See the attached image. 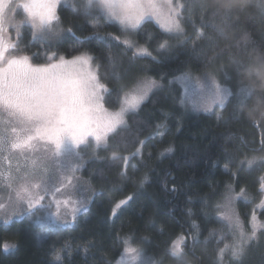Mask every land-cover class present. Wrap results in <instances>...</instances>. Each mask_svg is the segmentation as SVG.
<instances>
[{"label": "trees", "instance_id": "16d2710c", "mask_svg": "<svg viewBox=\"0 0 264 264\" xmlns=\"http://www.w3.org/2000/svg\"><path fill=\"white\" fill-rule=\"evenodd\" d=\"M179 1L185 5V42L161 50L169 34L153 20L140 27V41L156 56L139 55L116 39L120 25L96 11L86 13L80 0L60 4L64 36L51 47L33 41L29 25L18 40L13 32V43L29 54L41 49L59 55L91 53L108 85L112 107L119 105L131 77L150 75L165 85L128 114L127 123L110 136L109 147L100 149L101 157L88 163L85 174L97 191L91 207L56 229L34 225L31 217L1 224L0 264H116L127 238L152 254L157 264H264V232L240 262L217 255L223 247L218 237L228 231L218 215L225 193L233 187L255 196L261 193L264 165L249 168L241 161L264 149V11L257 0H208L211 10L230 17L221 33L215 28L221 15L202 12L201 0ZM94 23L102 28L93 29ZM198 32L206 39L193 46ZM187 70L214 71L233 90L228 104L213 113L190 112L181 102V86L167 88L172 77ZM241 84L252 90L244 105L235 95ZM113 152L129 157L127 163L113 159ZM128 197L113 216L114 205ZM239 204L246 210L244 201ZM260 215L264 218V209ZM180 235L185 238L184 255L176 258L170 248ZM5 241L11 245L7 251ZM61 251L63 259L56 263L54 256Z\"/></svg>", "mask_w": 264, "mask_h": 264}, {"label": "snow or ice", "instance_id": "6c2138e0", "mask_svg": "<svg viewBox=\"0 0 264 264\" xmlns=\"http://www.w3.org/2000/svg\"><path fill=\"white\" fill-rule=\"evenodd\" d=\"M59 2L60 0H21L16 3L15 0H0V156L8 165L7 173L0 171V179L5 180V186L15 193V200L26 205L27 215L35 218L34 225L47 224L51 229L61 226L62 204L67 207L75 203L76 206L72 208L73 218L80 208L87 210L82 200L72 202L69 199L63 201L55 199L56 193L72 184L73 175L62 176L61 186H53V201L56 206V211L53 212L51 203H43L49 193V182L43 175L48 171L47 164L33 159L26 163L22 170L18 163L15 168L16 175H13L12 155L24 156L27 160V154L35 152L37 144L42 143L44 151L51 152L52 162L62 173L74 174L83 166L81 146L88 147L91 144L95 149H107L110 136L125 125L126 114L134 112L146 98L147 93L156 86L155 81L142 83L133 93L124 95L122 99L118 97L120 106L117 111H109L105 107L104 95L108 88L92 70L93 57L88 53L82 52L71 59H66L63 55L57 57L55 52L51 54L46 52L47 62L43 64H33L31 57L19 54L17 44L4 35L7 31L5 25L15 20V9L21 8L25 14L14 25L17 40L21 36V26L28 24L32 29L31 39L38 41L42 47L45 45L51 47L64 31L59 27L60 18L57 14ZM79 7L86 13L93 11L100 13L106 20L117 22L124 30L138 29L143 23L155 20L169 35L180 36L184 32L181 14L177 10L182 6L174 7L172 0H80ZM199 7L202 12L211 11L214 17L221 15V23L215 25V28L222 33L230 19L229 15L221 14L219 9L211 10L208 0H201ZM257 7L264 11V0H257ZM73 8H77L75 3ZM92 27L98 31L101 26L94 24ZM203 39H206L204 33L198 32L193 46ZM124 43L132 47L129 41ZM168 46L167 40L159 45L161 50ZM136 51L141 55L149 54L144 48H137ZM109 60L112 61L111 56ZM236 64L239 67L240 62L236 61ZM174 82L183 89L182 102L190 101L194 109H200L202 104L208 101L223 103L226 97L234 94L230 88L221 85L215 79L194 80L189 73L175 77ZM235 95L239 104L244 105L251 99L252 90L241 84ZM204 110L207 111V107H204ZM143 143L144 141H140L141 146ZM139 153L138 148L132 153V157ZM112 158L123 159L125 163L129 159L118 157L115 152ZM257 163L264 165V159L258 160L253 156L241 161V165L247 164L249 168ZM41 191L44 195L40 194ZM259 191L264 194V177L261 178ZM237 196H245V189L241 188ZM130 199L131 197H128L118 201L112 208V215L115 216L121 206ZM233 199L230 190L225 197L224 205H218L223 208L220 215L227 222L228 232L218 237V243H223V247L218 248L217 255L223 260L228 254L231 260L240 262L251 245L264 232V222H259L253 211L248 221L249 227L246 228L238 214L231 208ZM257 207L264 208V199H261ZM4 208L5 205L0 203V210ZM4 223L7 224L9 221L5 219ZM192 227L197 229L198 225L193 223ZM123 244L124 249L118 264H153L143 250L132 246L130 240L125 239ZM184 245V236H178L172 242L171 255L176 258L182 257ZM2 247L7 251L11 245L5 241ZM62 251L55 254V261L63 259ZM125 257L128 258L126 262Z\"/></svg>", "mask_w": 264, "mask_h": 264}, {"label": "rangeland", "instance_id": "374dc122", "mask_svg": "<svg viewBox=\"0 0 264 264\" xmlns=\"http://www.w3.org/2000/svg\"><path fill=\"white\" fill-rule=\"evenodd\" d=\"M15 2L19 3V2H21V0H15ZM63 2H65V0H60L59 4L57 5V14H58V8H59L60 4L63 3ZM172 3H173L174 7L182 6V7H178L177 10L181 14V22H182V25H183L184 32L180 36L169 35L170 37L165 39V40L168 41V44H169V46L167 48H171L174 44L185 42L186 38H187V30H186V27H185V24H184V11H185L184 8H185V5H184V3H182L179 0H172ZM14 14H15V20L11 24H6L5 25V27L7 28V31L4 34L6 38H11L12 42L14 40V38H12L13 37V32H16V28H15L14 25L16 23H18L25 15L21 8H16ZM10 15H11V13H10ZM153 21L158 25V23L155 20H153ZM94 24L95 25H100L101 26L100 28H102V24L101 23H94ZM26 25H28V24H25V25L21 26V29H20L21 34H23V29L27 28ZM59 27L64 29L62 24H61V22H60V20H59ZM120 28H121V32H119L116 35L119 38V40H121L123 42L124 41H129L130 44L132 45V48L135 50L136 53H137V51H136L137 48H144V49H147V53H149V54H145V55L156 56L154 51H152L148 47L147 44H145V43L140 41V37H139L140 27L138 29H128V30L122 29L121 26H120ZM29 29L32 31L30 25H29ZM64 31H65V29H64ZM64 31L60 34L58 40H60L64 36ZM57 41H54V42H57ZM17 49H18L19 54L28 55L29 57H31L32 58L31 62L33 64H43V63L47 62V60L39 61V60H36L34 58V57L45 58L44 49H41V50L37 51L34 48V50H36L38 53L41 52L39 54L37 52H35V53L32 52V53L29 54L28 52H26V49L24 47L22 49L20 47H18ZM46 52L48 54H51L52 52L57 53L55 50H50L49 51L48 49L46 50ZM80 53H82V52H79V53H76V54H73V55H64V54H61V55H63L66 59H71L73 56L79 55ZM86 53H88V52H86ZM33 54H37V55L34 56ZM88 54L93 57V60L91 62L92 70L98 74V76L100 78V82L104 83L107 86V88H108V85L102 80V78L100 76L99 68L97 67V64H96V62L94 60V56L91 53H88ZM139 55H141V54H139ZM58 56H59V54H57V57ZM183 73L191 74V76L193 77L194 80H204L205 78H207V79H215L218 83H220L223 86H226V87L230 88L231 91L233 92L232 88L229 85L221 82L219 80V78L216 76L215 72L212 71V70H208V71L206 70L204 72H197V71H193V70H187V71H185ZM183 73H181V74H183ZM181 74L172 77L170 79V81H169V85L167 86V88H170L171 84L172 85L175 84L176 83V82H174L175 81V77H178ZM147 81H155L156 82V86L153 87L147 93V96L143 100V102H145L149 98V96H150V94L152 92H154L157 89L162 88L165 85L164 82H162L161 80L156 79L155 77L150 76V75L141 76L140 78H136V76H134V77H131L127 81L126 89L124 90V92H123L124 94L121 97V99L124 97V95L133 93L138 88V86H140L142 83L147 82ZM176 84H178V83H176ZM108 90H109V88H108ZM181 92H182V94H181V102H182V97L184 96L182 87H181ZM107 94H108V92L104 94L105 95V107L109 111H117L119 109L120 103H119V105L117 107L110 106L108 104V101H107ZM230 98H231V96L226 97L224 99L223 103H220V102L212 103L211 101H208L205 104H202L200 109H194L192 107V104H191L190 101L186 102V103L185 102H182V103L188 108V110L190 112H193V113H213L215 110L217 111L218 108H222V107L226 106L228 104ZM142 103L139 105V107L136 110H138L140 108ZM204 107H207V111L204 110ZM129 113H127L126 116H125L126 123H127V117H128ZM220 115H221V113L218 112L217 116L220 117ZM89 141H91V137H89ZM81 148H82L81 155L83 156V161H81V163H82L83 166L80 167L74 174H72V173H62L61 169L56 164H54L52 162L51 152L49 151V152L46 153L44 151V145L41 143V144H37V150L35 152L27 154V160L25 159L24 156L12 155V172H13V175H16L15 168H16L18 163L21 166L22 170H23V166L26 163H28L29 161L33 160V159L41 162L42 164H47L48 171H47V173H43V175H44V178L49 182V193L46 196V198H45L43 203L44 204L51 203L52 204L51 211H53V212L56 211V206H55V203L53 201V192H52L53 186H55V187H60L61 186V178H62V176H64V175H73L74 178L72 180V184L70 186L66 187V188H62L61 192L56 193L55 194V199L56 200H61V201L69 199L72 202H75V201H78V200H82L85 203L86 209H89L91 207L93 201H94L95 194L97 193V191L94 188V186L92 185V182L90 181L89 177L85 174V169H86L88 163L91 160L100 158L101 156H100V149H95L91 144L88 147L81 146ZM5 154H7V153H5ZM253 156L257 157L258 160L259 159H264V149L262 150V152L260 154L252 155L251 158ZM256 165L260 166L259 163H257ZM226 169H227L226 171H228V168H226ZM0 171H3L5 173H7V171H8L7 162L3 159L2 156H0ZM262 177H264V173H262L261 178ZM38 178L39 177H37V179ZM260 182H261V180H260ZM5 184H6V181L3 180V179H0V203H3L5 205V208L3 210H0V225L1 224H5L4 223L5 219H7L9 222H11L13 220L22 219V218H26V217H31L34 220L35 219L34 217L27 215V213H26V205L17 202L15 200V193L13 191L9 190L5 186ZM233 188L231 189V195L234 197V199L232 201L231 208H232V210H234L235 213L238 214L240 220L244 223L245 227L246 228L249 227L248 221H249L253 211H255V214L257 216V220L259 222H264V218L260 215L261 210H263L264 208L257 207V205L260 203L261 199H264V194L260 193L259 196H255V195H252L251 193H249L248 191L245 190V196H237V194L240 191H236ZM229 193H230V191H227V193H225L224 198L223 197H222L223 199L221 198L222 201H220L219 205H221V206L224 205L225 197ZM40 194L44 195L43 191H41ZM10 196H11V199H9ZM240 200L245 202L244 205H245L246 210H243V211L241 210V205L239 204ZM75 206H76L75 203L69 204L67 207H65L63 204L61 205V208H60V225L61 226H66V225L71 224L75 219H77V217L82 212L86 211V210H84V208H80V210H78L75 213V218H73L72 208L75 207ZM221 211H223V208L222 207H218V215L220 216V218H222L221 215H220ZM227 232H225L224 234H227ZM127 240H129V239L127 238ZM222 245H223V243H222ZM132 246L137 248V249L143 250L145 256L150 258L151 261L153 262V264H157L156 258L152 254L148 253L143 248H141L140 245H136V244L132 243ZM123 249H124V244H123ZM123 249H122V251H121V253H120V255H119L118 259H117L116 264H118V261L121 260V254L123 253ZM127 259L128 258L125 257V262L127 261ZM55 262L56 263H60V261L59 262L55 261Z\"/></svg>", "mask_w": 264, "mask_h": 264}]
</instances>
